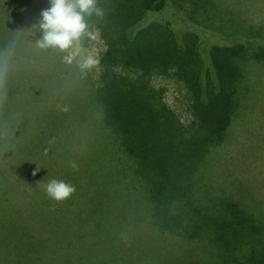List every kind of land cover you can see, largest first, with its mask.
I'll use <instances>...</instances> for the list:
<instances>
[{
  "label": "trees",
  "instance_id": "trees-1",
  "mask_svg": "<svg viewBox=\"0 0 264 264\" xmlns=\"http://www.w3.org/2000/svg\"><path fill=\"white\" fill-rule=\"evenodd\" d=\"M178 1H182L184 14L172 8L176 0H98L106 9L105 21H92L99 31L96 40L102 43L95 57L102 71L92 70L82 77L62 62L63 54L58 52L63 65L59 79H49L43 86L59 88L60 114L41 119L45 129L38 134L47 138L46 129L55 121L63 131L72 128L79 169L88 171L91 161L110 188L122 194L119 207L122 200L139 208L127 233L133 240H143L147 233L182 247L186 241L197 245L203 239L215 251L209 264H264V209L258 215L218 189L220 184L203 183L208 182L204 171L212 154L224 144L226 162L237 173L230 156L236 139H229V132L240 97L249 91L244 66L264 61V15H259L258 23L234 11L225 14V9L217 10L214 5L216 12L209 8L210 0H190V8L187 0ZM259 4L264 8V3ZM0 62L15 64L19 70L14 94L5 95L15 105L12 137L15 134L16 138L8 141L11 136L5 140L0 134V151L15 150L19 149L15 144L27 137L23 96L27 93V60L0 50ZM156 78L166 85L155 84ZM7 85L11 87L5 79L6 89ZM168 86L173 101H180L179 110L166 99ZM65 107L75 110L74 121L64 116ZM14 154L27 172L22 151ZM238 177L251 190L248 180ZM5 179L15 185L18 178ZM16 188L29 196L27 185ZM131 198L134 201L129 202ZM200 199L222 213L214 216ZM109 213L111 224L120 213L115 209ZM205 221L207 227L198 224ZM16 222L13 257L4 258L1 264H27V227L23 221ZM141 223L142 235L138 233ZM204 232L207 239L201 236ZM65 242L74 244L73 239L65 238Z\"/></svg>",
  "mask_w": 264,
  "mask_h": 264
},
{
  "label": "rangeland",
  "instance_id": "rangeland-1",
  "mask_svg": "<svg viewBox=\"0 0 264 264\" xmlns=\"http://www.w3.org/2000/svg\"><path fill=\"white\" fill-rule=\"evenodd\" d=\"M17 1H21L18 6ZM192 1L187 0L190 3H186V6H193ZM181 2L176 0L172 8L184 14L185 8ZM259 2L264 3V0H224V3L222 0H210L209 8L216 10L215 5L217 10L225 9V14L234 11L236 15L241 13L242 18L259 23V15H264V8ZM49 7L50 0H0V50L27 60V93L23 95L27 103V137L20 144H15L19 149L10 147L6 151L4 149L5 152L0 151V264L4 258L10 260L13 257V251L10 250L17 242L13 237L18 220L27 227V252L24 256L27 264H209V257L215 255V251L208 248V243L206 246L203 239L197 245L186 241L180 247L172 245V240L160 239L153 234L146 233V238L140 241L133 240L131 234L127 236L131 232V218L140 213L139 208L122 200L119 207L122 194L117 195L110 188L107 180L95 172L91 161L88 171H74L70 167V162H76L79 156L73 151L76 137L70 134L72 128L63 131L58 127V121H55L46 129L48 137H39V131L45 129L41 119L48 118L51 113L60 114L58 110L61 104L57 85L46 83L43 86L49 79H59L63 69L61 59L58 51L43 50L36 45L42 38V32L33 27L42 19L41 12ZM101 46L98 40L90 43L85 47V55L96 57ZM3 64L0 62V67ZM7 65L6 80L11 87L7 85L6 89L3 84L0 93L5 95L14 94L17 86L14 83L19 78L15 74L19 71L15 70L17 66L11 63ZM244 67L249 91L240 97L238 113L229 132V139H236L232 145L236 147L235 152H229L238 174L226 162L224 156L227 146L224 144L212 154L210 165L204 171L208 182L203 183L220 184L218 189L223 188L234 200L260 215L264 209V61L254 60ZM71 71L79 70L73 66ZM154 82L166 85L161 78L154 79ZM172 93L169 88L166 99L179 110L180 101H173ZM14 108V103L7 98L0 103V134L4 135L5 140L11 136L8 141L16 138L15 134L12 137ZM17 112L21 110L17 109ZM73 112V109L66 111L64 116L74 121ZM16 151L18 154L22 151L27 159V172L16 160ZM34 171L35 176L32 174ZM7 175L18 178L14 181L15 185L5 179ZM238 176L243 177L244 181L248 180L251 190ZM53 178L74 185L76 193L63 203L51 200L42 189ZM20 185H27L29 196L22 188H16ZM132 201L134 198L129 200ZM200 203L207 205L202 199ZM207 206L214 216L222 213L216 206ZM112 209L120 214L110 224L109 211ZM142 224L138 229L140 235L145 231ZM198 224L207 227L209 222ZM201 236L207 239L205 232ZM65 238L73 239V246L66 244ZM19 246L17 244L16 247Z\"/></svg>",
  "mask_w": 264,
  "mask_h": 264
},
{
  "label": "clouds",
  "instance_id": "clouds-1",
  "mask_svg": "<svg viewBox=\"0 0 264 264\" xmlns=\"http://www.w3.org/2000/svg\"><path fill=\"white\" fill-rule=\"evenodd\" d=\"M41 17L38 25L33 26L42 32V38L36 43L39 48L62 53V62L75 66L82 77H86L92 70L102 71L98 58L85 55L86 42L94 41L99 36L93 18L101 22L106 19V9L100 6L98 0H50V7L41 12ZM7 68L6 62L0 67V88H3ZM4 99L5 93H0V103ZM62 110L68 109L65 107ZM70 167L79 171L75 161L70 162ZM32 174L35 176L36 171ZM42 190L57 203L67 201L76 193L74 185L55 178L44 185Z\"/></svg>",
  "mask_w": 264,
  "mask_h": 264
}]
</instances>
